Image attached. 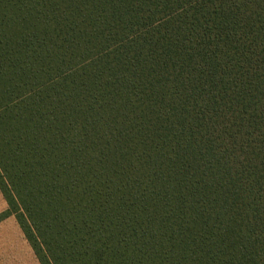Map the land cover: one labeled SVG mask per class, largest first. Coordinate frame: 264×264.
<instances>
[{"label":"trees","instance_id":"trees-1","mask_svg":"<svg viewBox=\"0 0 264 264\" xmlns=\"http://www.w3.org/2000/svg\"><path fill=\"white\" fill-rule=\"evenodd\" d=\"M0 195L37 264H264V0H0Z\"/></svg>","mask_w":264,"mask_h":264},{"label":"rangeland","instance_id":"rangeland-1","mask_svg":"<svg viewBox=\"0 0 264 264\" xmlns=\"http://www.w3.org/2000/svg\"><path fill=\"white\" fill-rule=\"evenodd\" d=\"M4 210L0 195V213ZM0 264H37L13 218L0 224Z\"/></svg>","mask_w":264,"mask_h":264}]
</instances>
